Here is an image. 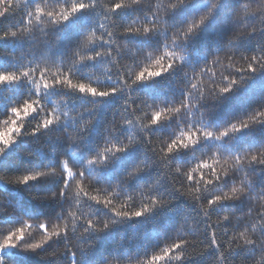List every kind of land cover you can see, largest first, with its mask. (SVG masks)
<instances>
[{
  "label": "snow or ice",
  "instance_id": "obj_1",
  "mask_svg": "<svg viewBox=\"0 0 264 264\" xmlns=\"http://www.w3.org/2000/svg\"><path fill=\"white\" fill-rule=\"evenodd\" d=\"M16 2L0 0V21L8 20L0 27V41L27 40V56L21 54L27 63L13 56L7 66L0 67V90L16 92L5 97L0 111L5 117L0 155L20 138L41 133L53 146L37 139L38 147L55 151L59 141L65 148L41 166L0 169V185L4 186L0 217L17 221L0 227V264L14 257L22 258L19 264H27L23 258L41 254L49 244L54 247L46 256L66 254L70 264H82L100 233L118 221L146 217L181 196L192 206L184 209L167 238L143 252L117 246L100 264H193L198 258L201 264H264V140L233 146L243 134L264 125V100L219 126L210 123L209 115V101L223 102L264 74V0H229L227 5L222 0H169L167 5L147 8L141 6L142 0H108L107 4L55 0L51 10L47 0H25L22 15L15 19ZM222 7L226 19L221 27L226 26V31L201 62L193 64L187 46ZM180 9H189V14L183 20L174 19ZM81 16L88 19L69 37L65 29ZM33 21L39 40L30 27ZM50 29L57 33L54 39H49ZM130 37L157 39L149 46ZM160 48L163 55L153 59L149 49ZM225 60L226 70L217 71ZM50 64L59 65L51 79ZM178 69L184 81L178 97L161 99L160 106L148 103V96L139 93L141 84ZM21 86L26 94H21ZM113 96H119L121 103L104 125L103 146L99 142L93 151L84 153L82 162L74 160L84 152L82 142L90 134L103 99ZM81 99L86 102L77 105ZM165 125L167 137L157 138ZM136 146L141 156L125 174L111 183L101 178L102 169L113 166ZM197 149H201L199 156ZM186 151L191 159L179 162L177 157ZM221 161L218 172L215 165ZM152 169L150 182L129 190L131 181ZM9 175L12 178H6ZM56 178L61 182L54 190L29 193L36 200L55 199L61 207L54 216L26 220L4 195L8 185L30 188L38 181ZM29 220L38 221L39 239L29 230L33 227ZM58 241H63L62 247L56 246Z\"/></svg>",
  "mask_w": 264,
  "mask_h": 264
},
{
  "label": "trees",
  "instance_id": "obj_2",
  "mask_svg": "<svg viewBox=\"0 0 264 264\" xmlns=\"http://www.w3.org/2000/svg\"><path fill=\"white\" fill-rule=\"evenodd\" d=\"M119 2V0H117ZM127 2V0H125ZM195 3H199V0H194ZM49 5V10L55 6V0H47ZM102 4H107L108 0H101ZM157 3L162 5H167L169 0H142V7L147 8L149 6L155 7ZM229 0H222V4L227 5ZM25 0H17L13 5V10L15 13L14 18L19 19L23 13ZM255 8V5L252 6ZM59 10V9H57ZM99 10V9H98ZM189 9H180L174 14V19L178 18L183 20L188 14ZM241 14H243V9H241ZM87 16L77 17L72 26H69L65 29L66 33H68L69 37L75 34L76 28L81 25L85 20H87ZM226 19V15L224 12V8L222 7L216 12L215 17L206 25L200 35L190 43L187 48V54L189 60L193 64H199L203 59L204 53L206 51H210L213 44L218 42L221 38L222 32L226 31V26L221 27L222 22ZM8 20L5 19L0 21V27L6 26ZM36 22L33 21L32 27L34 29L33 35L37 40L41 39V35L38 29L35 28ZM139 26V25H136ZM57 33L54 30H49V39H54ZM136 39L141 45H149L154 46L157 38H152V40L142 39V38H132ZM68 40H65L63 43H68ZM124 43L123 41L121 42ZM28 42L27 40L23 41H0V67L7 66L11 58L13 56L20 57L23 63H27V59L22 57V53L24 57L27 56ZM172 50V49H169ZM152 51V57L163 55L164 49L160 48L158 51ZM177 55L180 54V51L176 50ZM143 59V57H141ZM123 63H130V61L125 60ZM150 63V62H149ZM166 63V62H165ZM243 62L241 61L237 64V67L240 66ZM227 66V61L223 62V66L218 65L217 71H225ZM43 67V65H41ZM50 74L48 76L51 79L52 74H55L57 71L58 64H50ZM154 67V65H153ZM0 70H3L0 68ZM67 70L66 68L64 69ZM191 73L192 69H186ZM38 75V73H37ZM183 77L181 71L178 69L175 73H166L161 77L156 78L154 81L148 82L146 84H141L138 88V91L141 95L148 96V103H154L160 106L161 99L167 100L171 97H178L181 92V87L183 86ZM205 83L207 80L205 78ZM15 89H8L7 91L0 90V111L4 109L6 99L5 97H11L15 95ZM21 94H26V91L23 90V86H21ZM54 99H61L60 96L54 97ZM262 100H264V74H258L253 81H250L247 85L242 86L234 93L230 94L228 99H225L223 102H211L209 101V106H211L212 110L209 113L210 115V123L219 126L224 123L231 117L238 115L241 112L248 111L251 108L255 107ZM83 99L77 101V105L81 103H85ZM138 102V101H137ZM121 103V98L119 96H113L110 98H104L103 103L101 104L97 118L89 130L90 134L85 141L84 144V152H80L76 156L73 157L76 161H83L85 158V152H91L95 149V146L102 141L103 138V128L109 119H111V115L113 110L118 107ZM75 115V113H72ZM137 115H142L141 113H137ZM5 117L0 116V128L3 127V120ZM121 118L117 117V121ZM163 133H157L156 137L163 135L165 138L168 135V126L165 125L162 129ZM56 133L50 132L49 135H55ZM135 134L138 136L139 132L136 130ZM39 139L42 144L48 145L52 147L53 145L47 139L43 133H41L38 137H22L18 140L16 144L11 146L8 150H6L5 154L0 155V169L7 168L10 171H19L25 165L36 164L37 166L43 165L46 159H55L59 157L63 152L65 145L63 142H56L54 145L55 151H49L48 147L40 148L36 144V140ZM261 140H264V125L258 126L255 129L243 134L239 139L233 141V146L240 145L242 146L245 143H259ZM158 142V140H157ZM103 146L101 142V147ZM201 149H197V155L199 156V152ZM28 153L32 155L29 156ZM141 156V148L140 146H136L132 148L130 151L123 154L121 159L117 161L113 166L104 170H101V178L106 182H115V179L119 176L125 174L128 168ZM208 158V157H205ZM179 162L186 163L191 159V153L185 152L177 157ZM209 163H212L209 158ZM223 161L216 164L215 167L219 172L221 170V165ZM155 169H152L148 172H145L139 175L135 180L130 182L129 190H134L138 188L141 184H145L150 182L154 178ZM3 175V173H0ZM6 178H12L9 175ZM60 179H49L46 181H38L33 184L30 188L25 186H16V185H8L6 188L8 198L13 201L15 204L16 210L20 215L34 218H43L48 216H54L56 212L60 210V205L56 202L55 199H45V200H36L33 199L29 194L34 191L48 192L54 190L60 183ZM85 189L87 190L89 181L83 182ZM96 187H102L106 185H95ZM4 186L0 185V190H3ZM111 191V189H109ZM156 190H160L158 186ZM97 194V193H90ZM119 205L120 201L116 202ZM239 203V202H237ZM192 206L189 201H187L184 197H179L174 200L171 204L166 206H161L153 211L150 215L146 217L133 218L131 220L117 222L110 229L104 231L99 234V239L97 240L95 247L83 257L82 264H100V262L104 259L105 256L111 254L112 250L117 246L120 247L121 250H131L133 252L139 250L143 252L146 248L150 249L151 247L158 245L163 239L167 238V236L171 233L172 229L176 226L177 220H179L181 213L185 208ZM9 212L12 209H8ZM223 214V213H222ZM239 215V214H237ZM216 217L213 216V220ZM16 218L14 217H0V227L7 228L8 223H15ZM236 221L234 220L233 223ZM29 223L33 225L31 229H29L34 236V239H39L41 233L36 227L38 221L37 220H29ZM18 226V225H17ZM178 226V225H177ZM174 235V234H173ZM170 243L171 240L163 241ZM73 244L77 243V241L73 240ZM58 247L63 246V241H58ZM54 246L49 244L45 249L41 250V254H32L27 256L26 262L27 264H70V258L65 255L58 254L56 257L46 256L44 253L51 251ZM22 258L14 257L13 260H9L8 264H19V261ZM193 264H201V260L198 258L193 261Z\"/></svg>",
  "mask_w": 264,
  "mask_h": 264
}]
</instances>
